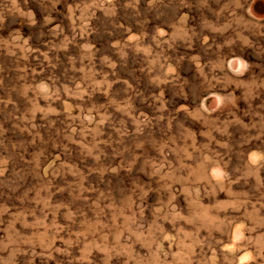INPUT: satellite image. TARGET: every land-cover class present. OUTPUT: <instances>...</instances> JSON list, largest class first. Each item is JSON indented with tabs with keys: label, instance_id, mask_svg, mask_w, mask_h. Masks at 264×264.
Instances as JSON below:
<instances>
[{
	"label": "rangeland",
	"instance_id": "374dc122",
	"mask_svg": "<svg viewBox=\"0 0 264 264\" xmlns=\"http://www.w3.org/2000/svg\"><path fill=\"white\" fill-rule=\"evenodd\" d=\"M0 264H264V0H0Z\"/></svg>",
	"mask_w": 264,
	"mask_h": 264
}]
</instances>
